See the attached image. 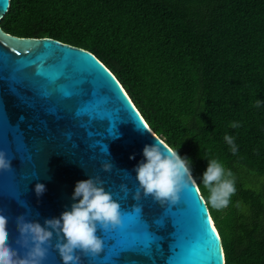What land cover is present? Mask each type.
<instances>
[{
	"label": "trees",
	"instance_id": "16d2710c",
	"mask_svg": "<svg viewBox=\"0 0 264 264\" xmlns=\"http://www.w3.org/2000/svg\"><path fill=\"white\" fill-rule=\"evenodd\" d=\"M1 26L93 52L190 159L225 264H264V0H11ZM210 159L235 177L222 210L201 181Z\"/></svg>",
	"mask_w": 264,
	"mask_h": 264
},
{
	"label": "water",
	"instance_id": "95a60500",
	"mask_svg": "<svg viewBox=\"0 0 264 264\" xmlns=\"http://www.w3.org/2000/svg\"><path fill=\"white\" fill-rule=\"evenodd\" d=\"M10 2L0 0V150L11 159V168L0 170V213L8 219L9 244L24 255L27 249L16 243L17 217L44 225L70 209L77 181L99 177L120 203L122 223L98 225L104 249L96 256L77 250L80 264H225L221 236L194 178L175 205L161 206L142 190L133 199L143 147L157 140L171 147L119 79L85 48L6 32L1 19ZM106 162L110 171L102 167ZM37 182L46 188L39 197ZM57 239L54 233L41 264H63Z\"/></svg>",
	"mask_w": 264,
	"mask_h": 264
},
{
	"label": "clouds",
	"instance_id": "9594fccd",
	"mask_svg": "<svg viewBox=\"0 0 264 264\" xmlns=\"http://www.w3.org/2000/svg\"><path fill=\"white\" fill-rule=\"evenodd\" d=\"M224 140L235 154L237 148L233 137L226 134ZM157 141L143 147L144 159L134 168L139 186L133 199L140 200L142 190L145 197L151 196L161 206H172L179 202L181 191L193 179L191 161L188 157H181L177 149L161 148L163 144ZM102 167L110 171L112 164L106 162ZM10 168L11 159L0 150V170ZM201 181L209 193L207 200L211 208L222 210L229 206L231 197L237 191L231 170H226L216 159H210ZM34 190L39 197L46 188L43 183L37 182ZM121 190L125 195L129 191L126 185H122ZM72 199L70 209L63 211L59 217L46 219L44 225L38 221L25 220L23 215L17 217L19 237L16 243L27 249L24 255H20L18 249L9 244L8 219L0 213V264H41L48 252L46 245L51 244L54 233L58 238L54 247L63 264H80L77 250L85 255L100 254L104 249V241L96 235L98 225L103 229L120 225V203L105 190L99 177L77 181ZM235 206L240 209L242 204L237 201ZM134 209L140 212L142 206L134 205Z\"/></svg>",
	"mask_w": 264,
	"mask_h": 264
},
{
	"label": "snow or ice",
	"instance_id": "6c2138e0",
	"mask_svg": "<svg viewBox=\"0 0 264 264\" xmlns=\"http://www.w3.org/2000/svg\"><path fill=\"white\" fill-rule=\"evenodd\" d=\"M13 51H15V47H13Z\"/></svg>",
	"mask_w": 264,
	"mask_h": 264
}]
</instances>
